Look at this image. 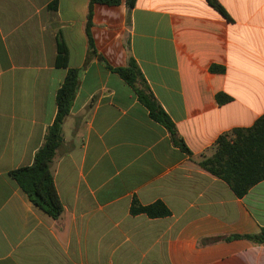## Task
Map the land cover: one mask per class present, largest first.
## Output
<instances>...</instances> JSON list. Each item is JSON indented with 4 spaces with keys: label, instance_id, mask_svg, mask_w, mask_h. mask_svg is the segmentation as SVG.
Here are the masks:
<instances>
[{
    "label": "crops",
    "instance_id": "obj_1",
    "mask_svg": "<svg viewBox=\"0 0 264 264\" xmlns=\"http://www.w3.org/2000/svg\"><path fill=\"white\" fill-rule=\"evenodd\" d=\"M0 0V264H264V180L237 198L198 161L264 115V0ZM67 68L55 66L57 39ZM136 62L190 154L110 68ZM220 66L224 73L210 72ZM67 69L76 94L51 165L63 213L34 206L9 173L32 164ZM218 94L228 98L219 102ZM162 203L166 217L131 214Z\"/></svg>",
    "mask_w": 264,
    "mask_h": 264
},
{
    "label": "trees",
    "instance_id": "obj_2",
    "mask_svg": "<svg viewBox=\"0 0 264 264\" xmlns=\"http://www.w3.org/2000/svg\"><path fill=\"white\" fill-rule=\"evenodd\" d=\"M136 0H125L127 11L134 7ZM207 4L220 14L228 22H232L225 9L217 0H206ZM121 0H89L86 14L85 35L89 51L103 61L94 49V43L90 29L92 27L93 6L102 4L118 6ZM55 66L67 68V50L61 40L57 39V55ZM116 73L137 96L138 101L148 111L150 119L162 125L169 133L172 143L182 152L190 154L181 138L178 137L176 128L168 115L157 103L150 92L136 62L129 58L125 67L110 68ZM225 69L220 66H211L210 72L224 73ZM79 78V70L67 69L65 78L56 92V115L52 124L46 130L42 146L36 151L32 164L15 169L9 176L28 200L47 216L55 221L62 217L63 208L57 195L53 175L52 162L57 149L62 143V124L70 112L74 96L76 94ZM219 102L228 98L218 94ZM198 165L213 177L225 182L237 198H242L255 184L264 180V115L259 117L248 128H236L231 132L220 135L214 143V152L208 157H201ZM131 214H145L149 218L166 217L169 211L166 207L156 202L148 206H140L135 201L130 206ZM244 238L253 244H264V229L258 234L251 236H232L226 240Z\"/></svg>",
    "mask_w": 264,
    "mask_h": 264
}]
</instances>
